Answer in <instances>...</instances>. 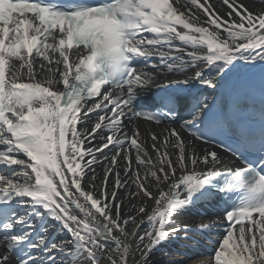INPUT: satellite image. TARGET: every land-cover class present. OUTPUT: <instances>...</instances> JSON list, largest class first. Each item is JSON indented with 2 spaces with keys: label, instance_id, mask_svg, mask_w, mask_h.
Wrapping results in <instances>:
<instances>
[{
  "label": "snow or ice",
  "instance_id": "6c2138e0",
  "mask_svg": "<svg viewBox=\"0 0 264 264\" xmlns=\"http://www.w3.org/2000/svg\"><path fill=\"white\" fill-rule=\"evenodd\" d=\"M221 3L227 18L208 0H0V264H149L171 236L191 238L187 222L172 226L177 212L221 206L197 213L219 218L200 234L226 224L202 264H264V12ZM242 66L259 76L258 125L187 87L228 94ZM153 84L165 90L156 111L139 103ZM138 118L178 123L193 139L152 132L153 156L128 129ZM213 129L235 132L226 152L243 166L197 149L195 140L215 145ZM129 179L130 196L151 202L132 205L135 215L118 198ZM54 224L68 239L52 237Z\"/></svg>",
  "mask_w": 264,
  "mask_h": 264
},
{
  "label": "bare ground",
  "instance_id": "6f19581e",
  "mask_svg": "<svg viewBox=\"0 0 264 264\" xmlns=\"http://www.w3.org/2000/svg\"><path fill=\"white\" fill-rule=\"evenodd\" d=\"M243 2L247 5H249L250 10L254 11L255 13H260L264 12V3L253 1V0H243ZM208 3L211 4V6L215 9L216 12H218L221 16H225V13H227L228 8L226 6H223L221 2L215 1V0H208ZM192 12L195 13L196 16L199 17V20L205 24V17L203 14L197 10H193ZM225 18H227L225 16ZM159 146V145H158ZM195 146L197 149H203L206 150L205 145L200 144V143H195ZM149 153L153 156L156 154L150 150ZM21 158H24L21 156ZM175 158V157H173ZM95 175L97 176L96 184L97 188L101 186V182L104 177V170L103 166L100 165L95 168ZM112 183L113 179L110 177L109 182H108V189L111 191L112 188ZM137 191L136 187L131 183V179L128 180V187L125 188L124 190L118 191V198L123 200V205H122V212L127 215H135V209L132 208V205H135L136 208L140 207L142 203L148 204L149 207H151V202L150 201H145L143 197L141 196H130V193H135ZM97 197L99 196V192L96 191L94 193ZM82 215V214H80ZM173 222L175 223H183L184 221L181 220L180 216L178 214L175 215L173 218ZM172 226L174 227V224L172 223ZM132 229H135L136 225H130L129 226ZM142 228L144 226H141ZM63 230V236L64 239H68V234ZM62 236V238H63ZM67 236V237H65ZM60 238V237H59ZM199 260H192V261H186L182 260L181 256H177L174 254V252H168L165 249V244L164 242L160 243L157 245L152 253L150 254V259H149V264H199Z\"/></svg>",
  "mask_w": 264,
  "mask_h": 264
}]
</instances>
